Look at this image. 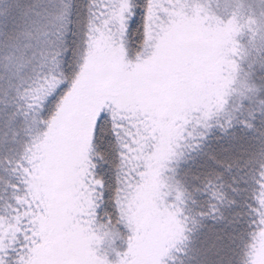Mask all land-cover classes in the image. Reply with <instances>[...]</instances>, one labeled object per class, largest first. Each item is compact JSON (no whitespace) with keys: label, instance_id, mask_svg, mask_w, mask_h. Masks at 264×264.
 I'll list each match as a JSON object with an SVG mask.
<instances>
[{"label":"trees","instance_id":"1","mask_svg":"<svg viewBox=\"0 0 264 264\" xmlns=\"http://www.w3.org/2000/svg\"><path fill=\"white\" fill-rule=\"evenodd\" d=\"M42 1L0 0V159L20 160L27 154L25 149L31 148L46 131L47 125L37 122L27 105H39L38 100L32 99L36 93L31 90L51 71L50 57L57 48L49 41L56 38L57 30L61 33L68 30V42L73 45L71 61L64 70L69 81L81 63L89 0H49L51 18L41 25L37 15L27 12L26 3L35 5L38 14ZM185 3L191 11L208 17L211 28L217 22H232L233 30L226 34L229 42L226 40L221 53L223 59L234 64L235 70L229 69L234 74L222 92L219 104L224 109L219 115H216L219 104L212 109L186 113L189 120L179 126L186 139L170 143L177 129L170 130L165 119L176 117L177 124L181 123L174 101L167 104L164 114L161 106L155 105L157 139L155 147L148 151L152 154L151 162L155 160L152 156L162 157L152 167L154 174L151 173L156 177L157 206L176 203L189 217L183 233L165 219L164 230L175 243L172 242V249L163 260L167 264H250L259 220L254 211L259 207L255 197L259 195L260 173L264 171V0H185ZM69 4L73 6L72 15L61 21L58 14ZM138 28L139 25L126 41L127 59L132 62L140 49ZM153 49L154 46L149 49L150 54ZM208 83L212 90L216 82ZM55 104L54 101L47 106L45 120L55 111ZM206 115L210 117L207 120ZM226 120L230 121V127L225 132L220 125ZM89 146V155L100 165L99 174L112 183L120 166L119 143L102 137L97 143L90 139ZM15 179L7 164L0 165V212L11 196L12 190L7 185ZM134 184L141 182L133 181ZM221 184L225 194L222 200L212 196ZM177 195L186 205L176 201ZM132 199L133 190L127 188L121 200L122 223L108 235L105 230L97 233L100 237L104 235L99 253L113 262L117 254L128 248L133 227L127 205ZM199 212L207 215L201 217ZM109 214L115 218V209H110ZM178 218L183 220V216Z\"/></svg>","mask_w":264,"mask_h":264},{"label":"snow or ice","instance_id":"2","mask_svg":"<svg viewBox=\"0 0 264 264\" xmlns=\"http://www.w3.org/2000/svg\"><path fill=\"white\" fill-rule=\"evenodd\" d=\"M72 7L67 5L64 12L58 14V19H69ZM137 25L140 49L133 63L127 59L126 41ZM211 26L208 17L191 11L185 0H135L134 3L132 0H89L81 63L71 81L64 75L73 48L68 42V30L63 33L57 30L56 38L49 41L57 48L50 57L51 71L44 74L36 89L31 90L36 93L32 99L38 100L39 105L29 103L27 107L37 122L47 125L46 141L54 139L57 129L64 124L69 125L70 134L78 141L79 166L70 187L72 199L67 216L88 238L100 230H105L104 234L108 235L114 226L122 223V197L133 181L140 183L143 180L144 170L151 167L152 154L148 149L155 147L157 139L151 112L125 111L107 98L105 85L95 75L98 60L106 59L125 75L147 72L167 54L170 42L178 34L186 30L205 32ZM232 30L231 21L215 25V31L220 33L229 34ZM153 46L154 51L145 58V53ZM54 101L55 111L45 120L47 106ZM223 109L224 105L219 104L216 115ZM209 118L205 116L206 120ZM220 127L226 132L230 121L226 120ZM89 134L93 143L102 137H110L119 143L120 166L112 183L105 175L99 174L100 165L89 155ZM188 135L190 137L192 133ZM183 139L186 137L178 127L170 143ZM28 152L32 149L26 148L25 153ZM36 159L35 152L22 155L20 160L0 159V165L7 164L16 177L15 182L7 185L12 192L0 215V264H139L135 259L140 239L138 232L128 237V249L117 254L115 262L90 247L86 258L81 260L48 258L54 239L48 231L50 214L45 198L37 190L39 165ZM259 187V195L255 197L259 207L254 209L259 217L256 238L260 248L264 249V171L260 173ZM216 189L212 196L222 200L225 195L223 185L216 186ZM232 190L236 191L235 188ZM176 201L186 205L180 195L176 196ZM112 208L115 209V218L109 214ZM164 208L170 223L183 233L189 219L183 209L176 203H165ZM198 214L201 217L207 215L204 212ZM179 216H183V220ZM169 253L170 248L161 245L148 264H167L162 258Z\"/></svg>","mask_w":264,"mask_h":264},{"label":"rangeland","instance_id":"3","mask_svg":"<svg viewBox=\"0 0 264 264\" xmlns=\"http://www.w3.org/2000/svg\"><path fill=\"white\" fill-rule=\"evenodd\" d=\"M48 1L41 2L38 14L35 5L26 3L27 12L37 15L41 25L44 20L51 18L49 12L52 2ZM226 40V34L215 31V27H210L205 32L186 30L172 39L167 54L147 72L125 75L111 62L101 58L97 62L95 75L99 82L105 85L107 98L112 99L125 111L140 109L153 115L155 105H158L164 114L167 113V104L174 101V107L179 108L174 109H177L176 114L180 116L181 123L177 124L176 117L164 119L165 125L175 131L189 120L187 112L194 113L207 107L212 109L215 104L222 102V92L226 91L234 74V71L229 69L235 70L230 60L222 58L221 51ZM230 51L231 48L228 53ZM149 52L148 49L145 58L150 56ZM135 62L136 60L133 61ZM238 69L237 67V72ZM209 81L216 82L212 90ZM44 133L33 143L32 152H35V162L39 165L37 190L45 198L50 214L48 231L54 239V246L49 250L48 258L81 260L86 258L89 247L100 254L99 248L104 235L100 237L97 234L88 238L67 216L72 199L70 187L79 166L78 141L70 134L68 124L57 129L54 139L46 141ZM32 152L27 154L31 155ZM152 157L155 160H152L150 168H146L141 185L134 184L129 187V191L133 190V199L131 204L129 202L127 205L128 216L130 227H133L131 235L138 232L140 237L135 255L139 264H148L156 256L161 245L169 247L171 251L172 242L175 240L164 230L167 228L165 219L169 220L167 211L164 206H157L156 201L157 183L152 167L156 163L159 164L162 157ZM25 166L31 167L26 163ZM2 214L1 210L0 215ZM255 241L257 249L250 264H264V249L260 248L257 238Z\"/></svg>","mask_w":264,"mask_h":264}]
</instances>
